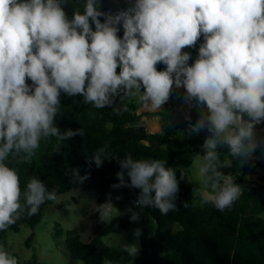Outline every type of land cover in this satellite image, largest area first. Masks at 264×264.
<instances>
[{
	"label": "clouds",
	"instance_id": "9594fccd",
	"mask_svg": "<svg viewBox=\"0 0 264 264\" xmlns=\"http://www.w3.org/2000/svg\"><path fill=\"white\" fill-rule=\"evenodd\" d=\"M69 4L0 0V232L25 212L31 217L58 199V186L49 191L35 176L22 191L17 170L6 161L19 156L30 162L42 141L55 137L59 152V142L85 135L81 128L61 133L57 127L62 93L122 114L129 97L157 111L174 90L183 89L189 111L203 110L190 125L192 133H209L197 173L202 202L221 212L231 209L243 188L221 169L232 166L228 157L242 164L264 148L257 133L264 123V0H129V7L115 13L102 11L101 0H85L83 11L70 16ZM201 36L190 64L191 53L184 49L195 47ZM158 63L165 68L157 70ZM223 148L228 151L222 160ZM92 159L97 167L116 159L121 171L112 187L139 189L137 209L155 208L162 215L178 209L179 181L166 160L134 159L131 153L120 158L106 147L96 149ZM71 179L82 184L88 176L72 168ZM113 209L110 201L96 207L103 223L111 222ZM127 211L131 221L141 219L138 211ZM141 233L133 231L137 238ZM121 250L135 259L140 248L123 243ZM0 264L19 261L0 245Z\"/></svg>",
	"mask_w": 264,
	"mask_h": 264
},
{
	"label": "trees",
	"instance_id": "16d2710c",
	"mask_svg": "<svg viewBox=\"0 0 264 264\" xmlns=\"http://www.w3.org/2000/svg\"><path fill=\"white\" fill-rule=\"evenodd\" d=\"M84 3L85 0H70L67 8L69 16L73 10L83 11ZM129 6V0H101V10L106 12L115 13ZM118 35L123 36L122 27ZM200 43H203V36L195 47L187 48L192 56L190 64L197 56ZM156 67L157 70H163L165 65L158 63ZM183 96L184 91L170 111L138 115L129 98L126 101L129 110L117 114L113 108L96 109L91 104H85L82 96L69 97L62 93V115L56 119L57 127L61 133L81 128L85 135L59 142V152L55 137L42 141L30 162L23 161L19 156L8 158V166L15 168L19 174L22 191L28 178L35 176L43 180L49 191L58 186V196L73 190L94 192L96 197L87 216L88 223L100 217L96 207L106 203L108 194L129 195L127 200L130 209L138 211L141 219L138 222L131 221V213L126 211L122 217L112 219L107 225H95L86 237L82 229L73 230L67 238L71 259L85 264H103L104 260H111L113 264H128L133 258L121 248L108 247L103 238L121 233L133 223L142 230L139 236L140 253L133 264H264V218L260 217L264 215V176L256 179L245 176L248 165L264 168V164L253 158L241 164L238 159L228 157L232 166L221 171L231 175L234 182L243 188L242 195L231 209L221 212L208 203L191 204L188 200L190 187L181 180L182 172L189 169L196 155L203 157L204 153L202 147L189 145L178 134L182 127L195 124L203 110L189 111L183 103ZM116 103H119L118 98ZM142 116L158 117L160 132L147 133L144 126L139 124ZM186 116H190V119H186ZM201 132L205 136L209 135L206 130ZM257 133L264 140V123L257 126ZM101 147H106L109 154L120 158L131 153L134 159L166 160V166L176 170L179 181L176 199L178 209L166 215L155 208L137 209L133 203L139 195V189L112 187L119 184L116 173L121 171L116 159H106L100 167L96 166L92 154ZM227 151V148L220 150L222 160ZM72 168H78L80 175H87L88 179L82 184L74 183L71 179ZM124 179L130 183L126 173ZM53 202H45L39 212L31 217L25 212L8 231L0 232V245L8 232H18L23 225L34 228L41 221L45 207ZM185 202L187 207L183 206ZM149 222L155 226L153 233L148 231ZM32 237L33 233L29 240ZM19 264L39 263L32 258Z\"/></svg>",
	"mask_w": 264,
	"mask_h": 264
},
{
	"label": "rangeland",
	"instance_id": "374dc122",
	"mask_svg": "<svg viewBox=\"0 0 264 264\" xmlns=\"http://www.w3.org/2000/svg\"><path fill=\"white\" fill-rule=\"evenodd\" d=\"M129 101L133 103L136 114L151 113V110L144 108L139 102L138 96L129 97ZM165 105L154 112L164 110ZM153 118L142 116V124L148 128V132L160 131L158 120H153ZM178 135L189 145L196 148L202 147L206 137L202 132L193 134L191 127L188 126L182 127ZM203 163V157L196 155L192 165L187 171L182 172L181 176V180L190 187L188 200L193 205L202 204L201 192L203 188L197 173ZM249 169L250 171H254L253 166L249 167ZM95 197L94 192H83L81 190H73L59 195L57 201L45 207L41 221L34 228L23 225L18 232H8L2 245L10 254L16 256L19 262L35 258L39 264H85L80 260L69 257L67 238L68 234L73 230L82 229V234L86 237L95 225L108 224V222L103 223L100 217L92 223L87 222V216ZM105 199V202L110 201L118 210L113 209L112 219L122 217L127 209H130V204L127 200L128 196L125 193H111ZM260 217L264 218V215H260ZM134 229H136V226L132 223L121 233L104 237L103 242L108 247L114 248H121L123 243H138L140 248L139 237L137 238L133 235ZM154 230L155 226L153 222H149V233H153ZM31 233H33V237L29 240ZM135 259L133 258L128 264H133Z\"/></svg>",
	"mask_w": 264,
	"mask_h": 264
},
{
	"label": "crops",
	"instance_id": "0c3cea01",
	"mask_svg": "<svg viewBox=\"0 0 264 264\" xmlns=\"http://www.w3.org/2000/svg\"><path fill=\"white\" fill-rule=\"evenodd\" d=\"M154 112V111H151ZM153 120H158V124H159V128H160V121L158 119V117H154ZM140 125L143 126L142 124V119L139 123ZM145 130L147 131V133H157V132H148V128L145 127ZM160 132V131H158ZM253 159H255L257 162L264 164V148H257V150L255 151V153L253 154ZM253 166L254 171H250L249 167ZM245 176L251 179H256L260 176H264V168L258 167L256 165H248L246 167L245 170ZM126 196H129L128 194H126Z\"/></svg>",
	"mask_w": 264,
	"mask_h": 264
},
{
	"label": "built area",
	"instance_id": "2783aa9c",
	"mask_svg": "<svg viewBox=\"0 0 264 264\" xmlns=\"http://www.w3.org/2000/svg\"><path fill=\"white\" fill-rule=\"evenodd\" d=\"M184 51H187V48L184 49ZM183 89H176L174 90V92L172 93V96L170 98V100L166 103L165 105V109L166 111H170L172 109V107L174 106V102L177 99V97L180 95L181 92H183ZM133 204H136L135 202Z\"/></svg>",
	"mask_w": 264,
	"mask_h": 264
}]
</instances>
